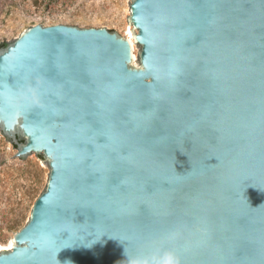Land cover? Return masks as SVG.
<instances>
[{"label": "water", "instance_id": "95a60500", "mask_svg": "<svg viewBox=\"0 0 264 264\" xmlns=\"http://www.w3.org/2000/svg\"><path fill=\"white\" fill-rule=\"evenodd\" d=\"M130 11L139 59L64 23L0 50V129L50 166L0 264H264V0Z\"/></svg>", "mask_w": 264, "mask_h": 264}, {"label": "rangeland", "instance_id": "374dc122", "mask_svg": "<svg viewBox=\"0 0 264 264\" xmlns=\"http://www.w3.org/2000/svg\"><path fill=\"white\" fill-rule=\"evenodd\" d=\"M133 0H0V50L22 31L35 24L64 23L79 27H107L121 35L131 28ZM138 56L141 45L132 42ZM140 64V60H139ZM17 147L0 129V251L13 246L16 233L11 226L23 217L27 222L37 197L45 190L50 166L47 158L36 155L24 160Z\"/></svg>", "mask_w": 264, "mask_h": 264}, {"label": "clouds", "instance_id": "9594fccd", "mask_svg": "<svg viewBox=\"0 0 264 264\" xmlns=\"http://www.w3.org/2000/svg\"><path fill=\"white\" fill-rule=\"evenodd\" d=\"M130 264H181L180 257L174 249L157 250L150 256H139Z\"/></svg>", "mask_w": 264, "mask_h": 264}, {"label": "trees", "instance_id": "16d2710c", "mask_svg": "<svg viewBox=\"0 0 264 264\" xmlns=\"http://www.w3.org/2000/svg\"><path fill=\"white\" fill-rule=\"evenodd\" d=\"M6 45H7V43L3 44V46H6ZM22 221H23V217H21L20 219L16 220L15 223L11 226V228L14 229V231L17 232L21 227H23V225L21 224Z\"/></svg>", "mask_w": 264, "mask_h": 264}, {"label": "bare ground", "instance_id": "6f19581e", "mask_svg": "<svg viewBox=\"0 0 264 264\" xmlns=\"http://www.w3.org/2000/svg\"><path fill=\"white\" fill-rule=\"evenodd\" d=\"M127 37L131 40V42H133L134 39V32L131 28H129V30L126 33Z\"/></svg>", "mask_w": 264, "mask_h": 264}]
</instances>
